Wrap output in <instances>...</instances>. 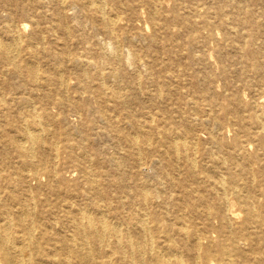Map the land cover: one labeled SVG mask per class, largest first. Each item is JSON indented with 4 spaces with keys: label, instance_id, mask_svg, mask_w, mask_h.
Wrapping results in <instances>:
<instances>
[{
    "label": "bare ground",
    "instance_id": "obj_1",
    "mask_svg": "<svg viewBox=\"0 0 264 264\" xmlns=\"http://www.w3.org/2000/svg\"><path fill=\"white\" fill-rule=\"evenodd\" d=\"M5 1L26 19L0 14V264H264V0L230 29L188 3L184 61L135 29L166 20L159 0ZM219 30L241 53L225 105L204 84L227 67L194 69Z\"/></svg>",
    "mask_w": 264,
    "mask_h": 264
},
{
    "label": "rangeland",
    "instance_id": "obj_2",
    "mask_svg": "<svg viewBox=\"0 0 264 264\" xmlns=\"http://www.w3.org/2000/svg\"><path fill=\"white\" fill-rule=\"evenodd\" d=\"M70 0H67V3ZM160 5L162 6V9L164 10V15L166 20H161L158 19V15L156 18H154L153 21L155 23L149 24V23H143L145 16H141V21L136 23V30L140 31L144 36H153V41L149 43V49L152 51V54L155 53V50L157 49H165L168 50L170 48L174 49L177 54L182 56V61L185 60V46L184 44L187 41H190V38H195L197 34H194V32H190L188 30V27L186 24L180 22V20L174 19V16H182L186 17L189 19L190 22H196L199 24L200 19L198 17H195L193 14L188 12V3H191L194 0H159ZM206 2L205 6H208L210 13V19L216 20L215 18V11L218 7L222 8L224 12L226 13V21H225V27L228 28L229 26H232L234 23H237L238 20L240 19H245L246 14L244 13L245 10V5H246V0H203ZM8 3L4 0H0V14L2 15L4 12L8 11L9 8L12 9L13 12V19L16 22L24 21L26 19L25 15L20 11L19 8H16L14 5H7ZM10 6V7H9ZM68 4L65 6L64 14L68 16V24L70 25L71 29L74 27V22L71 21V15L79 12V8H68ZM176 8V10H174ZM70 10V11H69ZM202 11L203 9L200 8ZM68 11V12H67ZM228 11H231L233 14L229 13ZM71 12V14H70ZM78 14V13H77ZM128 18L130 20H135V17L133 14L128 15ZM3 19L0 18V22H2ZM146 22V21H145ZM230 29V28H228ZM230 31V30H229ZM203 32V31H200ZM199 35V32H198ZM230 37L231 35L227 34H222V31L220 30L218 32L214 33V37L212 40H209L205 43V48L201 52H203L204 58L207 61V66L202 63L198 62L197 64L194 65V69H196V72L199 75V82L202 84L204 81L202 78H204L205 74L207 72H220L224 67L226 66V72H225V78H226V83L224 84V81L220 78H214L211 82H208L204 84V86L208 89V91L213 95L214 100L216 101L217 104H228L227 100L223 98L221 95V92L223 93H229L230 90H227L229 86H231L232 83H234L233 78L228 77V68L232 67L231 64L234 61H237L240 58L241 53L237 50H234L231 48L230 44ZM140 41L138 40V43ZM196 49V48H194ZM222 56L224 61L223 63H219L217 57ZM227 64V65H226ZM227 76V77H226ZM236 82V81H235ZM239 87V92H240V99L243 104H245L247 107L250 106V103L248 101L250 98L254 95L252 94L245 86L242 85V83H237ZM264 96L262 95L261 98H259L255 103L254 106L257 111H264ZM253 104V103H252ZM263 104V105H262ZM200 107L201 109H206L208 110V105L204 101H200ZM231 133V132H230ZM225 137L224 138H229L227 137V133L224 132ZM196 137H197V144L196 148H202L206 146V133L203 131H198L196 132ZM212 148L211 145H208ZM253 147H255L253 145ZM252 146L249 147L247 150L249 153L253 154V148ZM214 149V148H212ZM199 158V156L197 157ZM203 158V157H202ZM200 161L206 162L208 165H211V161L206 157L203 160ZM204 164V163H203ZM68 169H71L70 172ZM62 170L65 175H70L72 178H77L78 172L75 169H72V167L69 166V164H64L62 166ZM244 218V214L241 213L240 215V220ZM213 224L216 225L217 221L214 219ZM253 225L254 223H250L248 226V231L251 236L254 235H260V231L256 229V232L254 231ZM264 229V226H263ZM244 247H247L244 245ZM249 249V248H248ZM250 251V256L251 260H255V255H257L256 252H252V249ZM254 256V257H253ZM263 257L260 255V258ZM264 258V257H263ZM213 260H217L218 257L213 256ZM113 261V260H112ZM116 262L114 261L113 264ZM246 260H240L239 264H248Z\"/></svg>",
    "mask_w": 264,
    "mask_h": 264
}]
</instances>
